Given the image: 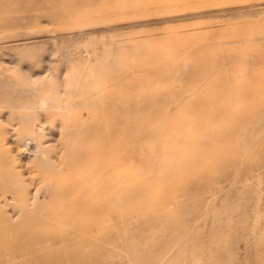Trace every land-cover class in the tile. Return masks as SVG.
Instances as JSON below:
<instances>
[{
	"label": "rangeland",
	"instance_id": "374dc122",
	"mask_svg": "<svg viewBox=\"0 0 264 264\" xmlns=\"http://www.w3.org/2000/svg\"><path fill=\"white\" fill-rule=\"evenodd\" d=\"M0 7V205L50 190L12 238L73 234L38 244L55 264H264V0ZM34 129L53 169L18 152Z\"/></svg>",
	"mask_w": 264,
	"mask_h": 264
},
{
	"label": "bare ground",
	"instance_id": "6f19581e",
	"mask_svg": "<svg viewBox=\"0 0 264 264\" xmlns=\"http://www.w3.org/2000/svg\"><path fill=\"white\" fill-rule=\"evenodd\" d=\"M5 4L9 5L10 3L7 4V2H6ZM10 7H11V5H10ZM1 24L2 23L0 22V25ZM4 24H7V23L3 22V25ZM29 122H30V120L25 122V127L27 128V130L28 129L30 130V128H31ZM36 130L34 129L33 134L30 133V134H32L31 137L29 138L30 141H27L25 144H19L18 145L19 146L18 147V149H19L18 152L20 153V155H23L25 153L24 152L25 151L24 150L25 145H26V149H27V146H29L28 149H32V151L37 152V155H35V157H34V159H32V161H36L37 159H39V160L41 159L42 161H45L46 169L49 168V167L51 169H53L52 168L53 167L52 162H50L48 160L49 159L48 158V150L44 149V148L40 149V145H36L34 143V141L37 140V136L34 134V132ZM26 153H25V157L27 155ZM24 167L27 168L28 166L24 165ZM14 168H15L14 165H13V168L10 166L8 171L3 170V172H1V169H0V176H1V174H3L2 177L3 178H7V174H9V177H10V175L11 176H15L17 178L18 182H19L20 181V173L18 171L14 170ZM20 168H22V167H20ZM25 175H27V173ZM1 181H0L1 185H4L6 187L8 186L9 188L10 187H14L15 188L16 186H18V182L17 181L13 185H6V184H4ZM32 182L33 181H31V183ZM33 184H34V182H33ZM20 186H23V185H20ZM20 188L21 189H16V191L17 192L23 191L22 187H20ZM49 192H50V190H49L48 187H45V188L42 189V187L36 186V188L34 187V191L32 192V197L31 198L24 191H23V193H20V198H18V199L15 197V196H18V195L15 194L14 197L12 196V200H9V201L13 202L18 207V210H16L14 213L12 212V213L8 214V213L5 212L6 208L4 206L8 205L9 201L4 203V205H0V264H29V263L32 262V260L29 259V258L26 259V257H24V255L29 253V252L35 254V258L33 260L36 261V258H37V259H40L42 261H47V262H49V264H55L57 262L58 258H60V255L57 252L50 253V254H46V253H43V254L39 253L38 254L37 251L40 249V248H38V244L42 243L41 241H45L46 243H45L44 246L56 245L55 243H58L57 241H62L63 242V241L66 240L67 237L68 238L73 237V234L72 235H66L64 237L61 236V237H58V239H57V237H48V236L45 237V235L43 233H39L38 234V233H35L34 230L30 229L29 230L30 237H28L24 241L21 240V239L12 238V235L11 234L9 235V233L11 231H15V229H18L21 225L24 224V220H20V221L16 222L15 221L16 216L17 215L24 216L25 213L28 211V208H29L28 205H30V202L34 206L35 205L34 203H36L35 200L38 199V195L42 194L43 198L45 199L46 196L49 194ZM17 194H19V193H17ZM78 202L79 201H77V203ZM83 203L85 204L84 207L89 211L90 210L89 203L88 202L87 203L83 202ZM71 208H73V204H72ZM71 208L69 207L68 209H71ZM94 209H95V207H92L93 211H94ZM102 210L103 209L101 207L97 209L98 212H100ZM46 216L50 217V213L47 212ZM26 217L27 218H26L25 221H38V223H41V221H40V219H39V217L37 215L29 214V215H26ZM77 224L78 223H76V225ZM78 227H79V229H81V231H83L84 234L93 235L94 233H98L99 236L94 239L95 241L100 239L101 236H102V234L100 235V233H101L100 231H98V230L93 231L96 228H101V227H98V221H96V222L95 221H91V220L87 221V219H86L85 221L81 222L78 225ZM85 237L86 236H84V238H82L81 241H79L75 245H77L78 247L79 246H83L85 244V240L88 241V239H86ZM28 242H29V244H28ZM72 247L75 248L74 245H72ZM36 248H37V250H36ZM97 253L96 254H94V253L90 254V253H86V252H84V250H82L79 253L75 252L72 256H70L68 258V260H69V262L71 264H75V262L76 263L84 262V261H87V260H90V261L94 260L95 262H97L100 259V257L102 256V253L101 254H99V252H97Z\"/></svg>",
	"mask_w": 264,
	"mask_h": 264
}]
</instances>
